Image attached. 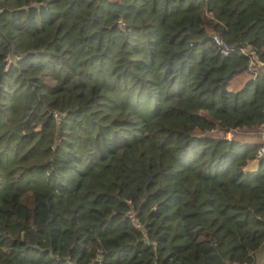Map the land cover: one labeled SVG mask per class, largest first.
Segmentation results:
<instances>
[{"label": "trees", "instance_id": "16d2710c", "mask_svg": "<svg viewBox=\"0 0 264 264\" xmlns=\"http://www.w3.org/2000/svg\"><path fill=\"white\" fill-rule=\"evenodd\" d=\"M249 51L264 0H0V264H256Z\"/></svg>", "mask_w": 264, "mask_h": 264}, {"label": "built area", "instance_id": "2783aa9c", "mask_svg": "<svg viewBox=\"0 0 264 264\" xmlns=\"http://www.w3.org/2000/svg\"><path fill=\"white\" fill-rule=\"evenodd\" d=\"M212 40L214 41V43H215V45H216V47H217L218 52L221 53V54H226L227 51H228V50L230 49V47H231L229 44H227L226 42H224V41H223L218 35H216V34H213V35H212ZM246 50H247V49H246ZM246 50H242V51H243V52L245 51L244 53L246 54ZM247 55L249 56L248 69L253 70L252 67H254V66H253L254 61H253V59H252L251 56H250V51L247 53ZM253 74H255V73H253ZM224 136H225L226 138H230V137L232 136V131H231V130L226 131V132L224 133ZM262 153H264V138L260 141V146H259V148L257 149L254 158L258 160V158L262 155Z\"/></svg>", "mask_w": 264, "mask_h": 264}, {"label": "rangeland", "instance_id": "374dc122", "mask_svg": "<svg viewBox=\"0 0 264 264\" xmlns=\"http://www.w3.org/2000/svg\"><path fill=\"white\" fill-rule=\"evenodd\" d=\"M248 72L246 71V72H244V73H242V74H239L237 77H235V78H233L232 80H231V82H230V84H229V88H235V87H239L240 85H241V83L244 81V79L246 78V77H248ZM262 130H260L259 128L257 129V131H242V132H240V131H238V134H236L237 135V137H242V138H245V139H248V140H252V141H255V143H259L260 144V138H261V134L260 133H262L261 132ZM248 164H245L244 166H243V169L245 170V171H251V170H253V166H251L250 165V168L251 169H247L248 168V166H247ZM247 167V168H246ZM263 261H264V259H263ZM262 261V263L261 262H259L260 264H263L264 262Z\"/></svg>", "mask_w": 264, "mask_h": 264}, {"label": "water", "instance_id": "95a60500", "mask_svg": "<svg viewBox=\"0 0 264 264\" xmlns=\"http://www.w3.org/2000/svg\"><path fill=\"white\" fill-rule=\"evenodd\" d=\"M250 56H251V58L253 59V61H254V63L256 64V65H258V66H261V67H264V61H261V60H259V58H258V56H257V54L254 52V51H251L250 52ZM257 163H258V161H257ZM244 170V169H243ZM245 171V170H244ZM245 172H247V171H245ZM249 172V171H248ZM262 247H264V241L262 242V244L259 246V249H258V251H257V262H256V264H259V258H260V254H261V249H262Z\"/></svg>", "mask_w": 264, "mask_h": 264}, {"label": "crops", "instance_id": "0c3cea01", "mask_svg": "<svg viewBox=\"0 0 264 264\" xmlns=\"http://www.w3.org/2000/svg\"><path fill=\"white\" fill-rule=\"evenodd\" d=\"M259 129L260 130H262L261 132L262 133H260L261 134V138H260V141L264 138V129H262L261 127H259ZM257 159H255L254 157L253 158H251V159H249L248 161H247V163L246 164H248L249 166L251 165V166H253L254 168L257 166ZM247 165V166H248ZM253 168V169H254ZM251 169V168H250ZM263 259H264V256H262L261 257V259L259 260V262H261L262 263V261H263Z\"/></svg>", "mask_w": 264, "mask_h": 264}, {"label": "flooded vegetation", "instance_id": "af4514ba", "mask_svg": "<svg viewBox=\"0 0 264 264\" xmlns=\"http://www.w3.org/2000/svg\"><path fill=\"white\" fill-rule=\"evenodd\" d=\"M258 70V69H262L264 71V67L258 66L256 67V65L254 66V70ZM262 129H264V125L260 126Z\"/></svg>", "mask_w": 264, "mask_h": 264}]
</instances>
